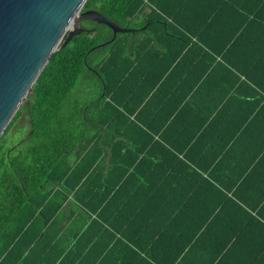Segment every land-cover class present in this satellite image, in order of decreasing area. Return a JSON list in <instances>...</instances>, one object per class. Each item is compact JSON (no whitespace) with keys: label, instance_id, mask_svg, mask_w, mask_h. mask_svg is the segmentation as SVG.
<instances>
[{"label":"trees","instance_id":"16d2710c","mask_svg":"<svg viewBox=\"0 0 264 264\" xmlns=\"http://www.w3.org/2000/svg\"><path fill=\"white\" fill-rule=\"evenodd\" d=\"M86 9L134 31L106 43L108 26L82 20L1 135L0 264H104L123 248L149 257L175 233L186 199L166 188L182 184L183 159L152 157L149 138L130 135L133 99L119 96L146 50L172 64L177 43L220 42L264 92V0H86ZM23 113L28 132L9 142Z\"/></svg>","mask_w":264,"mask_h":264},{"label":"crops","instance_id":"0c3cea01","mask_svg":"<svg viewBox=\"0 0 264 264\" xmlns=\"http://www.w3.org/2000/svg\"><path fill=\"white\" fill-rule=\"evenodd\" d=\"M180 46L172 64L164 50L143 52L119 96L133 99L130 135L148 137L152 157H182V184L166 189L185 212L149 257L115 249L104 264H264V92L224 44Z\"/></svg>","mask_w":264,"mask_h":264},{"label":"water","instance_id":"95a60500","mask_svg":"<svg viewBox=\"0 0 264 264\" xmlns=\"http://www.w3.org/2000/svg\"><path fill=\"white\" fill-rule=\"evenodd\" d=\"M85 2L0 0V137L52 53L83 30L82 20L108 26L113 37L106 43L117 33L134 31L96 10H83Z\"/></svg>","mask_w":264,"mask_h":264},{"label":"rangeland","instance_id":"374dc122","mask_svg":"<svg viewBox=\"0 0 264 264\" xmlns=\"http://www.w3.org/2000/svg\"><path fill=\"white\" fill-rule=\"evenodd\" d=\"M28 119L27 115L23 113L15 126L9 131V133L6 136V139L9 142H16L17 140L21 139L24 134H27L28 132Z\"/></svg>","mask_w":264,"mask_h":264}]
</instances>
